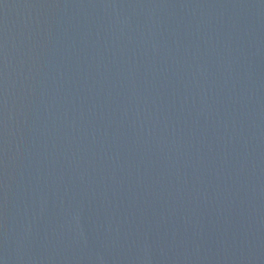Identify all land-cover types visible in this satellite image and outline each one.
<instances>
[{
  "label": "water",
  "instance_id": "1",
  "mask_svg": "<svg viewBox=\"0 0 264 264\" xmlns=\"http://www.w3.org/2000/svg\"><path fill=\"white\" fill-rule=\"evenodd\" d=\"M0 264H264V0H0Z\"/></svg>",
  "mask_w": 264,
  "mask_h": 264
}]
</instances>
